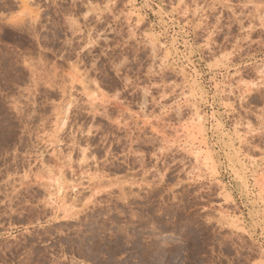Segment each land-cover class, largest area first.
Listing matches in <instances>:
<instances>
[{
  "label": "rangeland",
  "instance_id": "rangeland-1",
  "mask_svg": "<svg viewBox=\"0 0 264 264\" xmlns=\"http://www.w3.org/2000/svg\"><path fill=\"white\" fill-rule=\"evenodd\" d=\"M0 264H264V0H0Z\"/></svg>",
  "mask_w": 264,
  "mask_h": 264
},
{
  "label": "bare ground",
  "instance_id": "bare-ground-1",
  "mask_svg": "<svg viewBox=\"0 0 264 264\" xmlns=\"http://www.w3.org/2000/svg\"><path fill=\"white\" fill-rule=\"evenodd\" d=\"M174 242H177V243H178V242H181V240H179V239H176V240H174Z\"/></svg>",
  "mask_w": 264,
  "mask_h": 264
}]
</instances>
